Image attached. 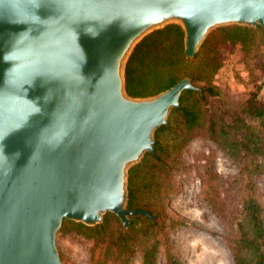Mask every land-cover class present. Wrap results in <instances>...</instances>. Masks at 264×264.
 I'll return each instance as SVG.
<instances>
[{
	"label": "water",
	"instance_id": "water-1",
	"mask_svg": "<svg viewBox=\"0 0 264 264\" xmlns=\"http://www.w3.org/2000/svg\"><path fill=\"white\" fill-rule=\"evenodd\" d=\"M172 24L191 60L216 29L264 28V0H0V264H63L65 221H154L126 208L129 171L200 89L185 78L133 97L126 65Z\"/></svg>",
	"mask_w": 264,
	"mask_h": 264
},
{
	"label": "trees",
	"instance_id": "trees-1",
	"mask_svg": "<svg viewBox=\"0 0 264 264\" xmlns=\"http://www.w3.org/2000/svg\"><path fill=\"white\" fill-rule=\"evenodd\" d=\"M219 31V30H218ZM217 32V31H216ZM218 41L209 37L194 59L184 54V32L169 25L146 37L126 65L127 91L135 97L159 94L189 78L200 92L186 91L180 107L173 109L168 124L155 132V157L145 153L129 171L126 208L148 210L153 216L131 217L125 229L120 219L107 213L103 223L88 227L65 221L60 232L75 234L91 244L90 264H132L137 253L141 264H156L170 217L167 195L175 172L184 167L183 150L201 137L222 150L238 169L228 199L226 180L209 161L202 181L201 202L227 226V247L234 264H264V207L257 198L255 176L264 171V79L240 102L227 98L214 83L224 61L216 43L239 47L248 57L262 63L264 28L231 26L220 29ZM174 219L172 225H176ZM181 225V222H180ZM166 244L167 264H183Z\"/></svg>",
	"mask_w": 264,
	"mask_h": 264
},
{
	"label": "rangeland",
	"instance_id": "rangeland-1",
	"mask_svg": "<svg viewBox=\"0 0 264 264\" xmlns=\"http://www.w3.org/2000/svg\"><path fill=\"white\" fill-rule=\"evenodd\" d=\"M220 29L213 31L208 38L212 37L215 42L220 40L223 34ZM215 45L224 65L214 83L231 101L240 102L256 89V85L263 82L262 63L250 59L256 50H251L246 57V52L239 47L222 42ZM257 53L262 55L260 60L264 62V48H260ZM181 159L185 166L175 172L173 188L167 195L170 220L162 236L163 245L156 264H167L165 243L183 264H234L227 247V226L201 202V195L204 172L209 161L213 163L216 173L226 180V187L222 190L226 199L228 188L233 193L236 190L232 186L238 175L236 165L222 150L201 137L185 147ZM254 179L257 183V198L264 207V171ZM172 219L176 221L175 226L171 224ZM57 246L63 264H90L91 244L86 239L63 231L58 233ZM141 262V255L137 253L132 264Z\"/></svg>",
	"mask_w": 264,
	"mask_h": 264
}]
</instances>
